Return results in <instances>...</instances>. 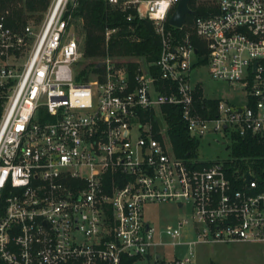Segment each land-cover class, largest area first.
Masks as SVG:
<instances>
[{"label": "built area", "instance_id": "1", "mask_svg": "<svg viewBox=\"0 0 264 264\" xmlns=\"http://www.w3.org/2000/svg\"><path fill=\"white\" fill-rule=\"evenodd\" d=\"M77 1L51 0L36 27L0 18L1 264H193L198 243L264 242V169L175 156L165 117L178 111L190 137L264 142V0H217L193 32L169 23L180 0H107L150 20L160 49L106 56L87 78L69 32ZM204 66L238 102L203 93ZM163 201L188 216L157 229L144 206Z\"/></svg>", "mask_w": 264, "mask_h": 264}, {"label": "trees", "instance_id": "2", "mask_svg": "<svg viewBox=\"0 0 264 264\" xmlns=\"http://www.w3.org/2000/svg\"><path fill=\"white\" fill-rule=\"evenodd\" d=\"M217 0H190V12L197 16L212 14L218 10ZM50 0H0V18L6 25L13 29H20L29 19L40 21L46 11ZM128 8L121 9L119 5H113L107 0H78L71 15L75 17L77 32L81 36V48L83 60L79 63L82 67L77 73V78H87L90 72L97 69L95 63L106 56L111 57H136L145 62L157 58L160 49L159 35L156 34L150 20L137 16L128 19ZM187 15V14H186ZM186 17V16H185ZM185 20V18H184ZM114 28L106 38L105 30ZM204 61V60H203ZM130 69H134L136 63L129 62ZM198 85L196 96L202 93ZM215 103V99L208 100ZM207 101V102H208ZM0 100V111H1ZM168 106L163 109L168 110ZM144 118H149L155 127V115L153 111L144 113ZM167 120V133L175 156L184 159L196 157L194 150L198 144L195 137H190L183 121L175 113L165 114ZM233 152L238 157L233 161L240 169L253 166L264 169V142L256 137L247 136L236 138L233 143ZM248 164V165H247ZM123 264H131L132 259L122 257ZM1 264V261H0ZM210 264H218L211 262Z\"/></svg>", "mask_w": 264, "mask_h": 264}, {"label": "rangeland", "instance_id": "3", "mask_svg": "<svg viewBox=\"0 0 264 264\" xmlns=\"http://www.w3.org/2000/svg\"><path fill=\"white\" fill-rule=\"evenodd\" d=\"M51 2V0H50ZM71 12V9L69 13ZM71 14V13H70ZM69 32L79 40L81 46V36L77 32L75 17L70 15ZM196 14L194 12L187 13L183 22V29L194 31V20ZM34 26H39L42 22L29 19ZM132 57L131 60H134ZM81 66L78 64V69ZM77 70V69H76ZM194 80L200 78L203 93L206 96L225 98L229 97L234 102H238L239 94L236 87H233L229 81L215 79L209 75L208 67L204 66L192 71ZM197 146L194 150L196 158L203 161L210 160H237V156L233 152V142L228 134L209 132L205 135L195 137ZM248 165V164H247ZM246 166L245 169H249ZM188 207L178 208L174 202H152L144 206V218L149 220L157 229H163L166 226L174 225L179 217L188 216ZM187 235L184 238L189 239V227H187ZM218 264H264V242L257 241H230V242H212L198 243L194 248L193 264H210L211 262ZM147 259L141 258L136 264H146Z\"/></svg>", "mask_w": 264, "mask_h": 264}, {"label": "water", "instance_id": "4", "mask_svg": "<svg viewBox=\"0 0 264 264\" xmlns=\"http://www.w3.org/2000/svg\"><path fill=\"white\" fill-rule=\"evenodd\" d=\"M189 1L190 0H180L178 2V4L176 5V7H175V9L173 11V14L169 18V23L171 25L181 26L186 14L189 13V11L191 10L190 6H189ZM100 63L101 62H97L96 63L97 66H100L101 65ZM156 121L158 123H160V120H159L158 117L156 118ZM249 177H250V175H248V178Z\"/></svg>", "mask_w": 264, "mask_h": 264}]
</instances>
